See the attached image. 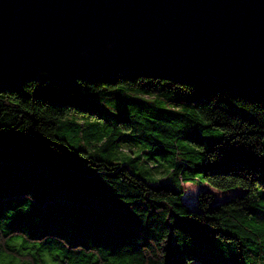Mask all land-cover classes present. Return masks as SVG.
Returning <instances> with one entry per match:
<instances>
[{
  "label": "trees",
  "instance_id": "obj_1",
  "mask_svg": "<svg viewBox=\"0 0 264 264\" xmlns=\"http://www.w3.org/2000/svg\"><path fill=\"white\" fill-rule=\"evenodd\" d=\"M191 181L243 192L190 208ZM258 189L264 99L133 75L0 91V264H264Z\"/></svg>",
  "mask_w": 264,
  "mask_h": 264
},
{
  "label": "water",
  "instance_id": "obj_2",
  "mask_svg": "<svg viewBox=\"0 0 264 264\" xmlns=\"http://www.w3.org/2000/svg\"><path fill=\"white\" fill-rule=\"evenodd\" d=\"M118 75L264 99V0H0V91Z\"/></svg>",
  "mask_w": 264,
  "mask_h": 264
},
{
  "label": "rangeland",
  "instance_id": "obj_3",
  "mask_svg": "<svg viewBox=\"0 0 264 264\" xmlns=\"http://www.w3.org/2000/svg\"><path fill=\"white\" fill-rule=\"evenodd\" d=\"M77 100H78L77 102H78L80 107H82L84 109L95 110L98 114H101L107 118L106 103L101 102V101H95L94 99H90V98H86V97H79V96H78ZM66 117L69 119H73L75 121H78V122L86 121L89 119L88 115H86V112H81V111L70 112L66 115ZM99 121H101V120H99ZM80 142L81 141H77V137L73 138V140H72L73 144H79L87 152H89L91 154L93 153L94 149L92 147H89L88 145H86L84 143H80ZM120 144L123 148H125L124 151H122L125 153H127V150L130 149L131 147H133V145L136 146L137 152L141 148L144 147L143 143L141 141L133 143L132 141L124 140V141H121ZM119 155L121 158L123 156V153H120ZM156 173H158V175H154V176L156 179H159L161 177L160 170H157ZM163 174H165V173H163ZM199 189L210 190L213 193L214 200L216 202L222 200L223 198L232 196L234 194H240L241 192H243V190L238 188V187L227 189V190H219V189L212 188L205 183L202 184V183H197V182L191 181V182H188L187 184L184 185V194L182 196L184 203L186 205H188L190 208H196V204H197L196 203V194H197ZM257 191L259 194V199H257L258 203L263 204L264 203V190L258 189ZM191 264H198V263H191Z\"/></svg>",
  "mask_w": 264,
  "mask_h": 264
}]
</instances>
